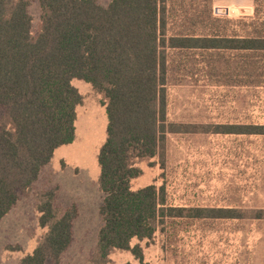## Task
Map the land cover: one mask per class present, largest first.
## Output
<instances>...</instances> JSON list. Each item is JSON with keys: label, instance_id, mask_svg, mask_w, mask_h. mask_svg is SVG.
<instances>
[{"label": "trees", "instance_id": "obj_1", "mask_svg": "<svg viewBox=\"0 0 264 264\" xmlns=\"http://www.w3.org/2000/svg\"><path fill=\"white\" fill-rule=\"evenodd\" d=\"M31 0H0V220L38 180L56 149L75 139L83 80L105 98L106 139L97 155L101 226L95 257L110 264L112 250L131 251L134 238H151L166 218L242 219L236 208L173 207L164 187L132 189L135 159L154 157L168 134L203 132L262 135L263 125L170 122L168 93L173 54L264 53V34H167L166 0H39L41 27L32 35ZM204 62V61H203ZM205 66V65H204ZM10 125V126H8ZM56 188L38 195L41 227L48 230L18 264H60L73 240L75 205H56ZM256 212L255 218H261Z\"/></svg>", "mask_w": 264, "mask_h": 264}, {"label": "rangeland", "instance_id": "obj_2", "mask_svg": "<svg viewBox=\"0 0 264 264\" xmlns=\"http://www.w3.org/2000/svg\"><path fill=\"white\" fill-rule=\"evenodd\" d=\"M97 1L106 7L112 0ZM28 10L36 36L39 0H31ZM165 17L167 34H264V0H166ZM171 59L170 122L264 126V53L212 52L205 59L176 53ZM72 85L83 98L75 139L55 151L32 188L0 220V264H18L39 244L48 228L38 222V195L54 187L57 206L77 209L73 240L60 264H97L103 199L97 155L106 139L105 98L83 80ZM0 122L8 123L1 107ZM133 165L141 174L131 181L132 189L162 186L170 206L246 213L242 219L166 218L151 238L132 239L131 247L142 249L143 264H264V134L171 133L158 154L135 159ZM258 211L261 218H255ZM108 261L140 264L123 250H112Z\"/></svg>", "mask_w": 264, "mask_h": 264}, {"label": "water", "instance_id": "obj_3", "mask_svg": "<svg viewBox=\"0 0 264 264\" xmlns=\"http://www.w3.org/2000/svg\"><path fill=\"white\" fill-rule=\"evenodd\" d=\"M221 11L224 13V14H227L228 13V10L226 8H222ZM219 12V10H218Z\"/></svg>", "mask_w": 264, "mask_h": 264}, {"label": "crops", "instance_id": "obj_4", "mask_svg": "<svg viewBox=\"0 0 264 264\" xmlns=\"http://www.w3.org/2000/svg\"><path fill=\"white\" fill-rule=\"evenodd\" d=\"M105 111H106V110H105ZM106 117H107V115H106ZM56 150H57V149H56ZM54 153H55V152H54ZM97 164H98V161H97ZM98 168H99V166H98ZM99 174H100V168H99ZM98 178H99V177H98ZM18 202H19V201H18ZM16 205H17V204H16ZM16 205H15V206H16ZM15 206H14V207H15ZM34 249H35V248H34ZM32 252H33V251H32ZM32 252H31V253H32Z\"/></svg>", "mask_w": 264, "mask_h": 264}]
</instances>
